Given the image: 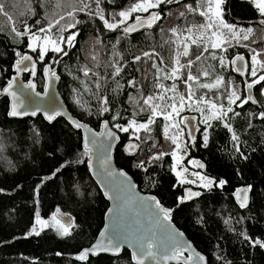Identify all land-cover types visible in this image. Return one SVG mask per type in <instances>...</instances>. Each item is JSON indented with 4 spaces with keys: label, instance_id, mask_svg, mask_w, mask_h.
<instances>
[{
    "label": "trees",
    "instance_id": "obj_1",
    "mask_svg": "<svg viewBox=\"0 0 264 264\" xmlns=\"http://www.w3.org/2000/svg\"><path fill=\"white\" fill-rule=\"evenodd\" d=\"M4 2L12 21L0 14V89L14 74L12 66L19 58L17 52L30 53L38 63L34 78L38 90H42V70L48 64L51 71L60 76L58 90L73 115L96 131L103 120L109 122L119 135L114 148L117 166L133 178L139 190L154 195L161 205L170 210V220L207 258L208 264H264V248L251 243L256 240L264 242V119L260 118V113L264 112V95L261 94V85L257 84L254 89L259 107L249 103L242 108L233 105L239 115L230 113L231 119L210 122L207 147L202 140L206 126L200 124L201 132L195 145L188 147L184 161L187 164L194 158L204 161L203 172L214 179V185L199 188V196L190 202L181 203L184 186L179 184L172 170L171 156L152 159L159 152L170 153L174 147L170 140L164 138L163 125L166 122L162 117L150 126L151 133L141 130L136 134L141 139L134 138L138 148L132 154L124 150V145L133 139L128 140L127 132H119L115 128L117 124L127 126L132 119L138 123L146 122L149 110L144 106L145 110L141 111L142 97L156 94L158 89L155 87V69L151 68L152 60L143 54L155 50L165 59L161 67L171 65L170 49L165 41L175 37L171 36L169 29L203 21L202 17L187 13V20L179 17V12L185 11L183 4L194 6L197 0L162 6L165 18L158 25L127 36L130 44L125 62L120 64L123 70L114 79L111 65L116 61L113 56L125 37L119 29L109 31L98 19L93 21L80 13L77 18L83 23L77 25L81 35L76 47L62 57L49 51L46 62H41L37 54L28 49L27 38L14 37L12 27L22 30L27 23L35 30L46 25L45 15L54 18L56 14L70 9L55 7L57 0H47L43 6L41 0H32L31 6L36 11V15L32 16L24 0ZM132 2L115 0V3H108L104 0L101 7L111 20L108 13L125 9ZM223 13L225 21L238 29H254L249 40L241 43L257 50L264 48V25L259 23L264 17L254 3L249 0H225ZM37 19L41 20V25L35 24ZM53 32L56 33V29ZM144 33H148L149 37H143ZM67 34L64 33L65 36ZM191 51L196 53L197 49L192 47ZM239 52L244 53L251 64L250 50L236 45L235 41L226 53L216 51L217 56L226 57L224 67L208 54L197 62L193 73L205 69L209 72L208 77L199 76L200 83H214L216 77H222L228 85L226 90L224 85L218 89H202L193 84L197 96L204 95L206 100L222 103L225 108L228 106L227 92L233 87L244 97V83L230 67V59ZM93 55H96V60L91 59ZM137 56L142 59L134 62ZM181 62L185 63L186 58L182 57ZM85 65L101 77H106L99 81V91L94 83L97 78L91 72L89 77L84 76L82 68ZM183 71L187 72L186 69ZM258 74H264V70H258ZM28 78L29 71L22 75L23 80ZM251 79L248 76V80ZM131 80L136 81L137 87H129ZM117 81L122 87H118ZM173 82L172 79L159 81L166 86ZM176 83L180 93L187 92L182 79ZM85 85L89 90H85ZM101 97H107L109 101L108 112L101 111L104 106ZM8 103L6 96L0 98V264H135L127 249H122L118 256L101 254L88 256L84 261L74 259L76 253L96 239L109 205L88 170L81 131L74 129L63 117H57L51 123L41 115L9 118ZM249 110L253 111L250 116ZM184 114L199 112L185 110ZM225 122L232 131L224 127ZM233 133L237 137L235 140ZM183 139L187 141L185 135ZM237 144L249 152L247 160L235 151ZM220 181L225 183L221 186ZM241 185L250 187V202L245 207L237 206L232 196ZM58 209L73 217L70 235L62 236L52 228H45L39 234H27L37 215L41 218L53 217Z\"/></svg>",
    "mask_w": 264,
    "mask_h": 264
},
{
    "label": "snow or ice",
    "instance_id": "obj_2",
    "mask_svg": "<svg viewBox=\"0 0 264 264\" xmlns=\"http://www.w3.org/2000/svg\"><path fill=\"white\" fill-rule=\"evenodd\" d=\"M24 2L27 5L28 13L35 16V8L31 6L32 0H24ZM45 2H47V0H41V6H43ZM181 2L182 0H133L127 8L118 12L108 13V16L111 17L110 20L105 15V9L101 7L104 0H57L55 7H67L70 10L63 14H56V17L54 18H49L45 15L44 19L46 20V25L35 28V30L33 25L25 23L22 30L13 26L12 32L14 33L15 38H27L28 49L37 54L39 61L46 62L45 57L49 51L57 53L60 57L67 56L69 50L75 48L79 43L78 37L81 33L77 28V25L83 23V21L77 18L80 13L87 15L90 20L95 21L98 19L102 22L104 28L109 31L121 30L126 37L141 28H152L154 25H158L159 22L165 18L164 7L162 6L179 4ZM249 2L254 3L261 17H264V0H249ZM108 3H115V0H108ZM224 3L225 0H197V3L194 6L192 4H183L185 11L179 12L180 18L187 20V13L193 16L198 15L203 18V21L199 23L190 22L183 27L176 26L169 29L171 36L175 37V39L169 37V39L165 41V43L169 45L170 59L172 60L171 65L166 68L160 66L165 64V59L155 50L143 54L144 57L152 60L151 68L155 69V78L157 80L155 87L158 89L156 94L142 97L143 105L141 106V111H144V106H146L147 110H149V115L146 122L143 123H138L135 119H132L127 126L119 124L115 125V127L123 132H129L131 129L134 134L139 133L141 130L146 133H151L152 128L150 126L157 122L158 117H162L166 122L163 125L164 138L170 140L174 147L170 153L159 152L157 155L153 156L152 159L158 160L162 159L165 155H170L174 161L172 170L176 173L180 183L191 182L183 179V172H187L186 168L182 169V171H176V168L181 164L184 155L187 154L188 147L190 145H195L193 133L199 130L192 124V121L196 120L195 116L189 119L186 116H181V113L185 110L199 112L203 117L200 122L204 123L207 129L208 127H211L210 122L212 120L226 121L227 119H231L229 116L230 113L233 115H239L238 112H235L232 107L233 105L242 108L245 104L249 103V101L257 103L252 96V89L257 84L261 85V94L264 95V83H262L264 82V74H258V70H264V59L261 58L264 57V48L257 50L256 48H252L249 44L241 43L242 41L249 40L250 36L254 33V29H238L236 26L227 23L224 19L223 13ZM93 5H95L94 8ZM0 14L6 16L9 21H12V16H10L5 10L4 0H0ZM168 14L170 15L171 13ZM129 20H132L133 22L128 23ZM62 21L63 23H61ZM259 23L264 25V19H261ZM35 24L41 25V20L37 19ZM53 29H56V33H59V35L54 33ZM64 33L68 34L65 36ZM233 41H235L236 45L250 50L251 64L249 65L246 63L245 56L240 54L235 55V57L230 60V63L232 66H235V71L239 72L241 75L247 74L252 79L250 82H245V88L248 93L247 96L242 97L235 87H233L230 92H227L228 106L225 108L222 103L218 104L211 100H206L204 95L197 96V89L193 87V84H196L198 88L202 89H218L221 85H224L227 90L228 85L225 83L224 79L222 77H216L214 83H200L199 76L202 74L204 77H208L209 72L205 69L202 70V72L198 71L197 73H193L192 69L198 61L204 59L205 54H208L211 59H218L220 66L224 67L226 57L223 55L217 56L216 51L220 50L226 53L228 47L233 46ZM97 43H100L99 39H97ZM118 43L119 39L117 40V44ZM172 45L175 47H172ZM192 47L197 49L196 53L191 51ZM16 55L19 57L16 61L17 72L28 71V65L25 64V62L28 61L31 62V75L35 76L36 65L35 62H33V57L21 52H17ZM182 57L186 58L185 63L181 62ZM91 59L96 60V55H93ZM141 59V56H137L135 57L134 62H138ZM21 65H24L23 69L21 68ZM111 66L114 68L112 73L114 79L116 76L120 75L123 67L120 65L119 61H116ZM185 69L187 70L186 73L183 71ZM82 71L85 77H89V73L91 72L92 76L97 78L94 83L97 91H99L101 87L99 81L101 79H106V77H101L99 73L93 72L87 65L82 68ZM44 72L45 75H55L50 67H45ZM169 79L174 81L170 86L159 83L160 80ZM181 79L187 89L186 93H180L178 91L176 81ZM116 83L118 87H122L119 85V81ZM128 85L129 87H137L135 80L129 81ZM13 87L14 83L13 81H10L5 89V91L13 97L14 101L9 114L11 116L36 115V111H29L25 106L24 101L20 99V95H23V88L34 91L36 85L32 82L23 85L20 95H18L17 91H13ZM85 90H89L87 85H85ZM169 92L172 93L171 96L167 95ZM36 95L38 96L39 93H36ZM101 100L104 105L101 111L108 112L109 108L107 105L109 101L107 97H101ZM238 101L239 103L237 104ZM136 102L139 103V101ZM77 103H79V101H77ZM21 109H23V111H21ZM60 114L61 113L59 112L53 111V113L47 115L46 118L51 121L56 115ZM116 118L118 117H113V119ZM260 118L264 119V112L260 113ZM69 120H71L76 128L85 127L71 117H69ZM181 125H183V127H181ZM224 127L228 128L229 131H232L227 122L224 123ZM104 128L106 130L108 129L107 121L104 123ZM185 134L188 136V141L183 139ZM102 135H105L109 139L115 138L114 133L111 131H106L102 133ZM135 138L141 139L139 135H136ZM233 139H237L234 133ZM207 141L208 135L205 130L203 134V143L205 147H207ZM89 143H91L93 147L103 149L105 153L108 151V148H105L102 142H98L95 139L89 141L86 138L84 144L85 154H90L92 152ZM133 147L136 146L129 145V149ZM181 153H183V155ZM189 163L200 168L204 167L199 161L192 160L189 161ZM89 166L91 167V164ZM101 166L103 167L105 174L106 195L113 198L112 193L115 192L117 193L116 198H118L119 192L132 193L134 186L131 184L130 180H128L124 172H115L111 169L107 155L102 157ZM195 175L198 176V179L203 183V186L209 187L212 185L213 181L211 179L199 174ZM120 177H123V179H118ZM219 183L222 186L225 182L220 181ZM245 191L246 190L241 189L236 193L241 207H245L247 204V196L242 195ZM187 195L188 197H192L199 195V193L188 191ZM149 201H151V203H149ZM181 203H183V199H181ZM128 204L134 211V206L139 205L140 208H143L148 212L146 220L147 226L137 222L135 231H126V229H131L132 226L127 224L122 225L121 220L117 219L114 222L112 238L107 244L98 243L93 249H91L92 253H95L98 249H112L113 251H118L120 243L126 241L134 248L133 259L135 260V264H145V260L149 258L156 260L157 264H160L161 261L167 262L173 259H175L178 264H191V256L183 257V252L187 250L188 246L183 245L176 238L177 235L182 234H176L173 230H170V224L166 225L162 223V221H170L169 209L162 207L155 197H136L133 199L130 196ZM57 211L59 212V210ZM120 212L121 210L118 208V216L120 215ZM136 215L139 216L140 212L136 211ZM36 224L40 225L41 228L55 225L62 236H68L71 234L69 231V223H62L57 215H53L51 225L48 221L42 220L39 215H37ZM32 231L39 234L35 227ZM101 235L103 236L104 234L102 233ZM245 239L249 238L245 236ZM113 241H115V243H113ZM251 243L253 246L264 248V242L262 241L256 240L251 241ZM88 255L89 250H84L77 259L85 260ZM203 259L202 256H198L199 261H203Z\"/></svg>",
    "mask_w": 264,
    "mask_h": 264
},
{
    "label": "water",
    "instance_id": "obj_3",
    "mask_svg": "<svg viewBox=\"0 0 264 264\" xmlns=\"http://www.w3.org/2000/svg\"><path fill=\"white\" fill-rule=\"evenodd\" d=\"M182 1H185V0H182ZM132 22L133 21L131 20L128 23H132ZM152 28L144 27V28L139 29L138 31L132 32L128 36L137 34V33L142 32L144 30H150ZM25 54L31 55L28 52L25 53ZM237 54L245 56V62L250 65L249 58L244 53L239 52V53H236L235 55H237ZM235 55H233L232 58H234ZM16 61L13 63V66H12L14 74L11 76L10 80L2 87V89H0V98L2 96H6L8 98V102L9 103H8L7 115H8L9 118L21 119V118H26V117H33V115L11 116L9 114L10 111H11L13 102H14L13 101V97L11 95H9L8 92L5 91V89L7 88L8 84H9V82L13 81V83H14L13 91H17L18 95H20L21 88H22L23 85H26L29 82H32V83H34L36 85V82L34 80L35 76L31 75V62H28V61L25 62V64L28 65V68H29V70H28L29 71V78H28L27 81H25V80L22 79V75L25 72H27V71L17 72V70H16ZM33 62H35V65H36L35 71L37 73L38 63L36 62L34 57H33ZM45 67H50V66L47 64V65L44 66V68L42 70L43 78H44L42 90H38L37 85H36L34 91L31 90V89H27V88H23L22 89L23 95H20V99L24 101L25 106L27 107V109L29 111H33V110L36 111V115H41L44 118V120L46 122H48V123L53 122L54 119H56L57 117H63L74 129L81 131L83 148H84V144H85V139L86 138L89 141L95 139L98 142H102L104 144V147L108 148V151L105 153L103 151V149H100L98 147H93L92 144L89 143V147L92 148V152L90 154L86 155L87 167H88V170L90 172L91 177L93 178V180L100 187V189H101L103 195L105 196V198L107 199L109 205H108V208H107L106 213L104 215V223H103L102 229L98 233L96 239L94 240V242L90 246H88L86 248H83L78 253H76L74 255V259L77 260V261H84V260L77 259V257L84 250H89V255L88 256L96 257V256L101 255V254H106V255H110V256H118L122 249H127L130 252L132 261L135 263V260L133 259L134 248L132 246H130L129 243H127L126 241L120 243L118 251H113L112 249H107V250L98 249L95 253H92L91 249H93V247L96 246L98 243H101V244H107L108 243V241L112 238L114 222L117 219L121 220V224L122 225L127 224V225H131L132 226L131 229H126V231H135V226H136L137 222H139L140 224H142L144 226H147L146 220H147L148 212L146 210H144L143 208H140L139 205L134 206L135 207V211L132 210V207H130L129 204H128L129 197L131 196L133 199H135L136 197L148 198V197H155V196L152 195V194H149V193H144L141 190H139L138 185L133 180V178L124 169L118 167L117 164L115 163V160H114V148H115V145L118 143L119 135L110 126L109 122L107 120H103L101 122V124H100L99 129L96 131V130L92 129L91 126L88 125L87 123L79 121L73 115V113L69 110L67 104L65 103L64 99L62 98V96H61V94H60V92L58 90V86H59V83H60V76L58 74H56V73H55L54 76L51 75V74L45 75V72H44ZM230 67H231V70L233 71V73L235 75H237L238 77H240L241 80L243 81V83H244V96H247L248 93H247L246 88H245V82L246 81L250 82L248 80V75L247 74L241 75L239 72L235 71V66H232L231 63H230ZM21 68L23 69L24 65H21ZM255 87L252 89V96L257 101V103H252L251 101H249V104H251L253 106H256V107H259V102H258V100H257V98L255 96V92H254ZM36 93H39V95L37 96ZM21 111H23V109H21ZM53 111L59 112L61 114L60 115H56L53 120L49 121L46 118V116L49 115V114H52ZM36 115H34V116H36ZM184 116L188 117L189 119H191V117H193V116L196 117V120L192 121V124L195 126V128L199 129L198 131H195L193 133L194 138H195V143H196L198 135L201 132V126H200V122H199V117L196 114H185ZM69 117H71L73 120L78 121L80 124L84 125L85 127L76 128L72 124L71 120H69ZM105 121L108 122V129L107 130L104 128ZM181 126L183 127V125H181ZM106 131H111L112 133H114V137L115 138L109 139L105 135H102V133H104ZM186 133H187V130H186ZM185 137H186V139L188 141L187 134H185ZM130 144L131 145H135L136 147H133V148L129 149V145ZM109 145H110V147H109ZM137 148H138V145H137V142L135 140H130L124 145V150L128 154L134 153L135 151H137ZM104 155H107V157L109 159V162H110V167H111V169L113 171H115V172H121L122 171V172H124L126 174L128 180H130L131 184L134 186L133 189H132V193L119 192L118 193V198H116L117 193H115V192L112 193L113 198H110L109 195L105 194L106 180H105L104 169L101 166L102 165V157ZM192 160L199 161L200 163H202L204 165L203 168H200V167H197L194 164H192L197 170H199L201 172L205 170L204 161H202L201 159H198V158H194ZM90 164H91V167L89 166ZM118 179H123V177H120ZM241 189L246 190L244 193H242V195H246L247 196V204H246V206L250 202V187H249V185H241V186L237 187L234 190L233 194H232L234 202L239 207H241L240 206V201L237 199L236 193L239 190H241ZM188 191H191L193 193H200V190L197 189V188H194V187H191V186L185 187L184 190H183V198H182L183 199V203L184 202H190V201L194 200L195 198H197L199 196V195H197V196L188 197V195H187ZM155 199L157 200L156 197H155ZM149 203H151V201H149ZM161 206L164 207L163 205H161ZM118 208L121 210L119 216H118V213H117V209ZM165 209H167V208H165ZM136 211L140 212L139 216L136 215ZM53 215H57L58 219H60L62 223L63 222H68L69 223V227L73 223V217L70 214L63 212L62 210H59V212L56 210L53 213ZM170 217H171V213H170ZM162 223H164L166 225L170 224V230H173L176 234H182V235H177L176 238L183 245L188 246L187 250L183 252V257L191 256L192 257L191 264H208L207 258L199 250H197L193 246V244L188 239L186 234L182 230H180L171 220L170 221H162ZM102 233L104 234L103 236L101 235ZM113 243H115V241H113ZM198 256H202L204 258L203 261H199L198 260ZM145 264H157V261L156 260H152L151 258H149V259L145 260ZM160 264H178V262L175 259H173V260H169L167 262L161 261Z\"/></svg>",
    "mask_w": 264,
    "mask_h": 264
},
{
    "label": "rangeland",
    "instance_id": "obj_4",
    "mask_svg": "<svg viewBox=\"0 0 264 264\" xmlns=\"http://www.w3.org/2000/svg\"><path fill=\"white\" fill-rule=\"evenodd\" d=\"M143 37L147 38V37H149V34H148V33H144V34H143ZM129 44H130V39H129L127 36L124 37V38H123L122 45H121L118 49L115 50V53H114V56H113V59H114L115 61H119L120 64H122V63L125 62V57H126V55H127V49H128ZM117 53H118V55H117ZM249 77H250V76H249ZM262 96H263V95H262ZM209 100H210V99H209ZM206 114H207V113H206ZM252 114H253V111L249 110L248 115L250 116V115H252ZM184 115H185L184 112H182V113H181V116H184ZM196 115L199 117V122L202 121L203 117L201 116V114L199 113V114H196ZM200 118H201V119H200ZM200 124H203V125L205 126V124L202 123V122H200ZM181 127H182V126H181ZM115 128H116L117 131H119V132H123V131H120L117 127H115ZM206 131H207V135H208V128L206 129ZM127 133H128V140H130V139L135 140L134 138L136 137V134H137V133L134 134V133L132 132L131 129H130L129 132H127ZM202 140H203V135H202ZM235 151H236L238 154H240V156H241L243 159H245V160H247V157H249V152H247V151H246V150H245L240 144H237V145L235 146ZM181 154L183 155V153H181ZM185 156H186V155H184V159H185ZM184 159L182 160L181 164H180L179 166H177L176 171H182V169L186 168V169H187V172H183V179H185V180H187V181H191V182L180 183V182H179V179H178V177H177L178 182H179L180 185H182V186H184V187H185V186H186V187H187V186H194V187L205 188V189H206V188H210V187H212V186L214 185V179H213L212 177L206 175L203 171L201 172V171L197 170V169L192 165V163H189V161H191L192 159H190V160L188 161V164L185 163ZM173 166H174V161L172 160V167H173ZM174 173H175V172H174ZM175 174H176V173H175ZM195 174H199V175L204 176V177H206V178H208V179H211V180L213 181L212 185L209 186V187H205V186H203V183L198 179V176L195 175ZM176 176H177V175H176ZM40 218H41V217H40ZM41 219L44 220V221H48L49 224L51 225L52 217L41 218ZM34 227L37 229L38 232H40L41 230H43V229H45V228H52V229H54L56 232H58V233L60 234V232L57 230V227H56L55 225H52V226H49V227H43V228H41L40 225L36 224V217H35V219H34L33 225L31 226V228L29 229V231L27 232V234H36V233H34V232L32 231Z\"/></svg>",
    "mask_w": 264,
    "mask_h": 264
},
{
    "label": "flooded vegetation",
    "instance_id": "obj_5",
    "mask_svg": "<svg viewBox=\"0 0 264 264\" xmlns=\"http://www.w3.org/2000/svg\"><path fill=\"white\" fill-rule=\"evenodd\" d=\"M249 81H250V80H249ZM127 142H128V141H127ZM127 142H126V143H127ZM126 143H125V144H126ZM191 161H192V160H191ZM185 187H186V186H185ZM185 187H184V188H185ZM191 187H194V186H191ZM194 188H197V189H199L198 187H194Z\"/></svg>",
    "mask_w": 264,
    "mask_h": 264
}]
</instances>
